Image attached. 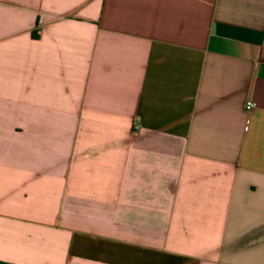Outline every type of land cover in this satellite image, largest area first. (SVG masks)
Wrapping results in <instances>:
<instances>
[{"label":"crops","instance_id":"1","mask_svg":"<svg viewBox=\"0 0 264 264\" xmlns=\"http://www.w3.org/2000/svg\"><path fill=\"white\" fill-rule=\"evenodd\" d=\"M0 263L264 264V0H0Z\"/></svg>","mask_w":264,"mask_h":264},{"label":"built area","instance_id":"2","mask_svg":"<svg viewBox=\"0 0 264 264\" xmlns=\"http://www.w3.org/2000/svg\"><path fill=\"white\" fill-rule=\"evenodd\" d=\"M253 107V103L251 102V101H247L246 102V109L248 110V109H251Z\"/></svg>","mask_w":264,"mask_h":264},{"label":"trees","instance_id":"3","mask_svg":"<svg viewBox=\"0 0 264 264\" xmlns=\"http://www.w3.org/2000/svg\"><path fill=\"white\" fill-rule=\"evenodd\" d=\"M0 264H2V263H0Z\"/></svg>","mask_w":264,"mask_h":264}]
</instances>
